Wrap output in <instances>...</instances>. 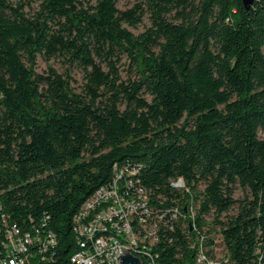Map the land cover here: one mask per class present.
Returning <instances> with one entry per match:
<instances>
[{
  "label": "trees",
  "instance_id": "1",
  "mask_svg": "<svg viewBox=\"0 0 264 264\" xmlns=\"http://www.w3.org/2000/svg\"><path fill=\"white\" fill-rule=\"evenodd\" d=\"M28 5L0 0V225L45 223L66 262L78 210L111 181L114 165L126 171L121 184L136 166L151 204L185 213L193 203L195 212L194 228L181 218L161 225L153 264H194L202 236L210 257L257 264L264 0L249 10L242 0ZM145 19L142 32L131 31ZM39 59L81 70L80 91L49 65L38 73ZM123 59L133 78L122 79ZM178 178L181 190L170 187Z\"/></svg>",
  "mask_w": 264,
  "mask_h": 264
},
{
  "label": "built area",
  "instance_id": "2",
  "mask_svg": "<svg viewBox=\"0 0 264 264\" xmlns=\"http://www.w3.org/2000/svg\"><path fill=\"white\" fill-rule=\"evenodd\" d=\"M111 181L96 190L81 206L73 221L74 252L66 262L56 255L57 238L45 223L23 230L4 219L0 225V264H112L119 261L122 248L136 250L143 263L153 264L154 258L148 250H141V242H148V248L159 239L161 225L172 226L180 218L190 225L189 212L181 213L174 205L160 208L146 201H133L126 190V197H118L122 173H115ZM133 169L132 186L137 187L139 172ZM181 178L171 181L170 187L180 189ZM87 212H96V219H87ZM75 223H82V230H75ZM127 224H134L136 239L127 238ZM191 226V225H190ZM171 228V227H170ZM117 231H124V239H117ZM204 236L200 240H203ZM214 251L220 253V240L215 241ZM222 257L212 258L208 249L197 252L194 264H226ZM257 264H264V252L258 256Z\"/></svg>",
  "mask_w": 264,
  "mask_h": 264
},
{
  "label": "bare ground",
  "instance_id": "3",
  "mask_svg": "<svg viewBox=\"0 0 264 264\" xmlns=\"http://www.w3.org/2000/svg\"><path fill=\"white\" fill-rule=\"evenodd\" d=\"M115 173H122V171L118 170L117 166H115ZM124 178V173H122L121 180ZM132 186V179L129 180L125 179L123 184L121 182L119 183L118 187V197H126V190L129 189V196L130 198L133 199V201H146V193L143 191L142 188L140 187H131ZM180 188H185L184 183L182 180L180 181ZM192 204L189 206L188 211L189 212V220H191V227L194 228L195 224L193 223V218H194V210L192 208ZM87 219H96V212H87ZM207 219V218H206ZM207 224V223H206ZM204 226V225H203ZM198 228V227H197ZM75 230H82V223H75ZM127 238L129 239H136V230H135V225L134 224H127ZM117 239H124V231H117ZM203 240H199L198 246L196 251L197 252H204L205 251V246H203ZM157 243L151 244V248H148V242H141V250H148V255H151L153 258L156 257L155 252H153L152 248L155 246ZM205 245V244H204ZM255 250V249H254ZM130 252L131 254L135 255L139 259L142 260L143 258L140 257V254H137L136 250H126ZM123 254V252H121ZM257 258L258 261V257ZM254 258V260H255ZM157 259V258H156ZM112 264H118V262L112 263ZM144 264V263H143Z\"/></svg>",
  "mask_w": 264,
  "mask_h": 264
},
{
  "label": "rangeland",
  "instance_id": "4",
  "mask_svg": "<svg viewBox=\"0 0 264 264\" xmlns=\"http://www.w3.org/2000/svg\"><path fill=\"white\" fill-rule=\"evenodd\" d=\"M13 1H18V0H13ZM24 2H28L29 5L26 7V10L28 12H33L34 10L37 9L38 4L41 2V0H23ZM137 0H118V8L123 10L126 8H130L133 3H135ZM148 25V21L145 19L143 21V24H141L137 29H131L134 33H140L143 31L144 27ZM51 66L56 70V72L60 74H67L71 78V84L76 90V92L80 91V88L83 83V74L81 70L75 67H68V65L60 60L54 61L51 60L49 63H45L43 60L39 59L38 60V66H37V72L38 73H44L47 69V66ZM120 75L122 79L126 80L128 77H132V73L130 71V68L128 66V61L126 59H123L121 61L120 65ZM260 135L263 136L264 132H260ZM238 196V193L236 194Z\"/></svg>",
  "mask_w": 264,
  "mask_h": 264
},
{
  "label": "water",
  "instance_id": "5",
  "mask_svg": "<svg viewBox=\"0 0 264 264\" xmlns=\"http://www.w3.org/2000/svg\"><path fill=\"white\" fill-rule=\"evenodd\" d=\"M254 0H242L243 6L249 10ZM123 254H119L118 264H143L142 260L122 248ZM109 264V263H108Z\"/></svg>",
  "mask_w": 264,
  "mask_h": 264
}]
</instances>
